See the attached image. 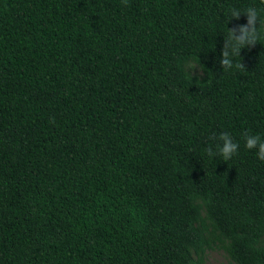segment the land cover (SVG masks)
Wrapping results in <instances>:
<instances>
[{
	"label": "trees",
	"instance_id": "1",
	"mask_svg": "<svg viewBox=\"0 0 264 264\" xmlns=\"http://www.w3.org/2000/svg\"><path fill=\"white\" fill-rule=\"evenodd\" d=\"M258 11L256 40L219 63ZM233 12L240 13L233 17ZM239 144L227 161L218 134ZM264 0H0V264H264Z\"/></svg>",
	"mask_w": 264,
	"mask_h": 264
},
{
	"label": "clouds",
	"instance_id": "2",
	"mask_svg": "<svg viewBox=\"0 0 264 264\" xmlns=\"http://www.w3.org/2000/svg\"><path fill=\"white\" fill-rule=\"evenodd\" d=\"M247 23L238 26V34L235 29H232L230 43L224 45L221 58L219 60L222 69L227 70L233 66L231 56L239 54L240 49L245 45H251L255 42L256 32V21L258 18V11L255 8H248L246 12ZM240 13L233 12V17H237ZM244 147L246 149H255V155L257 159L264 161V138L257 134H250L245 132L244 136ZM239 144L235 142L232 136L227 132H220L218 134V144L216 152L208 149L210 156L218 154L223 158L224 161L229 160L238 150Z\"/></svg>",
	"mask_w": 264,
	"mask_h": 264
},
{
	"label": "rangeland",
	"instance_id": "3",
	"mask_svg": "<svg viewBox=\"0 0 264 264\" xmlns=\"http://www.w3.org/2000/svg\"><path fill=\"white\" fill-rule=\"evenodd\" d=\"M204 264H232L225 252L220 248L208 250L204 259Z\"/></svg>",
	"mask_w": 264,
	"mask_h": 264
}]
</instances>
